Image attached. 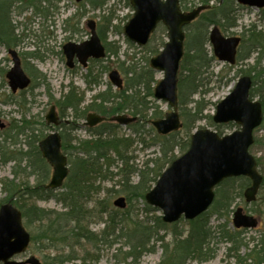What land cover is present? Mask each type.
Segmentation results:
<instances>
[{
  "label": "trees",
  "instance_id": "trees-1",
  "mask_svg": "<svg viewBox=\"0 0 264 264\" xmlns=\"http://www.w3.org/2000/svg\"><path fill=\"white\" fill-rule=\"evenodd\" d=\"M45 1L48 2V7L43 5ZM56 1L3 0L0 3V46L17 48L21 44V39L15 33L17 27L14 26L11 17L14 9H20L19 15H21L26 9L35 7L36 14L50 18L56 9ZM88 1L92 10L102 12L109 0ZM196 1L199 5H209L212 2V0ZM182 8L186 10L187 7L184 8L182 4ZM84 16L85 13H81L77 26H81ZM100 18L102 23L99 24L98 33L105 42L107 33L112 28L117 30V27L113 25L115 17L110 13L108 15L105 13ZM237 21L236 9L227 2L225 5L211 7L210 10L203 12L197 21L186 28L185 54L180 63L178 81L179 108L182 111L181 117L184 118L183 128L179 132L160 136L151 125V122L160 119L163 113L153 100L156 79L155 72L150 68L142 72L127 69L125 74L129 79L123 90H116L112 93L113 88L110 86L109 92L96 96L95 100L101 101L98 107L100 111L105 112V116L128 114L134 117L135 121L126 128L130 129L146 148H158L160 157L146 161L143 168L131 165L134 157L132 153H127L128 146L124 143L131 145L132 139L120 137L118 132L120 126L117 124L103 123L96 128H89V139H80L75 135L77 130L75 122L85 118L90 106L86 109L82 108L83 97L80 98L73 88L63 100L58 101L61 117L66 118L70 112L74 119V123L62 126L64 129L61 134L62 150L68 156L70 173L61 190L47 189L50 168L39 149V143L45 137V130L48 129L45 122H42V127L38 128L27 119V114H24L11 130V132L16 131L15 136L18 138V142L13 144L21 145L13 151L10 150L12 145L7 146L11 136L0 135V160L3 164L14 162L13 179L3 181L0 189L6 195L3 202L13 204L22 212L26 227L38 226L42 234L40 238L45 244L42 249H52L58 252L54 257H45L51 259L46 264H66L75 261L86 264L88 259L93 258L97 261L100 258L99 247L107 245L113 248L121 246L123 241L125 243L116 251L124 254V260L130 259L133 264H136L145 254L156 252L157 244L164 249L161 264H191L194 262L202 264L215 257L216 249L212 246L217 236L222 243L228 245V256L234 259L235 264H264V237L250 249L247 255H241L240 248L243 245H238L235 235H230L223 224L215 228L211 225L214 216L227 217L230 215L235 201L242 198L244 190L251 184L248 178H231L221 183L216 189L212 207L193 221L187 222L189 230L186 235L184 231L177 228L178 223L167 225L162 221L161 216L141 219L134 212L130 213L133 201H141L143 211L146 213L157 212L145 203V195L152 189L164 169L176 159L174 152L179 149L182 155L189 149L190 138L196 129L197 122L206 119L212 122L210 115L204 114L208 103L204 98L206 93L203 92L206 76L213 72L212 67L216 62L209 44V30L213 26H218L224 33H228L236 27ZM158 32L164 35L166 30L160 25L151 41ZM243 37L247 38L245 43L248 45L242 44L240 47L237 64L251 59L255 54L258 55V59L249 70L254 73L250 95L252 98L259 97L264 108V66L262 67L264 33L258 31L253 25ZM107 45L109 56L117 57L119 51H112L110 44ZM244 49L246 51L243 52ZM102 74L101 72L98 75L97 80ZM92 77L87 79L88 85L94 82ZM41 79L45 84V77L41 75ZM47 87L49 90V86ZM198 95L200 99H195ZM107 102L110 103L108 108L104 106ZM189 106L192 107L189 108ZM213 126L220 136L225 134L224 126ZM146 133H152V141L149 144L145 137L143 138ZM181 133L185 134L184 141ZM22 138L25 139V144H21ZM8 153L12 156L8 157ZM117 163L120 164V173L116 175L122 176L119 181L120 188L115 190L113 187L108 192L110 199L116 193L126 197L128 206L125 210H118L100 198L93 200L95 193L102 192L101 185L95 187L96 179L98 177H102L103 180L108 179V170ZM258 166H260L259 162ZM112 176L114 174L110 171V181H112ZM134 176L138 177V182L135 184L132 181ZM31 179L34 184H31ZM34 199L55 200L62 205L63 212L47 211L35 204H30L29 201ZM94 202L95 204L90 209V204ZM121 214L128 215L129 218H121ZM94 219L104 225L100 233H95L88 228L91 224L90 220ZM163 231H171L172 241H166L167 235L160 236ZM82 241L84 248L81 247ZM36 243L37 240L32 237L31 250ZM86 247L89 249L85 250ZM81 252L84 257L80 256Z\"/></svg>",
  "mask_w": 264,
  "mask_h": 264
},
{
  "label": "rangeland",
  "instance_id": "rangeland-1",
  "mask_svg": "<svg viewBox=\"0 0 264 264\" xmlns=\"http://www.w3.org/2000/svg\"><path fill=\"white\" fill-rule=\"evenodd\" d=\"M3 0H0V3ZM60 2L57 4L59 10L54 12V14L48 19L44 20L43 18L34 19L33 22V15L29 12H25L22 16H18V11L12 12L11 17L16 24H18L19 29L15 32L18 35V38L21 39L19 50L21 54L23 53H32L35 49H60V47L67 43V38L70 37L69 30L73 31L75 29V24L77 23L80 14L85 13L83 18V27L81 33L78 34V40L76 43H83L87 41L90 37V31L86 28V23L89 20H96L98 24L102 23L100 16L108 13L112 14L115 17L113 25L117 27L116 29H111L105 38V43L110 44L112 51H119L117 57L109 56L103 62L105 67H110V72L113 70H118L124 79L125 84L128 82L129 77L125 74L127 69H135L137 72L146 71L150 68V60L155 57L163 47V43L167 41V33H157L155 37L150 41V43L145 47H138L135 44L128 41V39L123 34V30H120L124 27V25L132 18L134 10L129 3V0H110L107 6L103 11L99 12L94 11L90 8L89 1L85 0L80 7L77 6L75 0H59ZM217 1H219L217 3ZM230 3L233 5V8L236 9L238 14V21L235 28L231 29L228 33H223L229 36H238L242 37L243 44L248 45L245 43L246 37H243L245 32H247L253 25L256 29L262 33H264V9H256V8H249L240 6L237 4L236 0H212L210 3L212 7H218V5H225L226 3ZM199 2L196 0H182V4L186 10H191L197 7ZM76 14V15H75ZM44 24V27L41 24ZM22 26V27H21ZM25 27V28H23ZM47 32L53 33V39L49 35L47 36V40L44 42L43 37L44 33ZM166 30V29H165ZM39 31V33H38ZM120 31V33H119ZM24 35H29V38H23ZM41 36V38H40ZM66 42V43H65ZM0 119L2 123L5 124L4 129H0V135H10L11 138L7 146H10V150H16L21 145H14L13 143L18 142V138L15 136V130L11 132L12 127L16 125L24 114H27V119L34 123V126L37 125L38 128L42 127V122H45V117L48 115L51 107L53 105L57 106V115L60 114V107L58 104L59 100H63L64 96L73 88L76 91V94L81 98L83 97V108L86 109L88 106V112L91 113H98L104 111H100L98 105H100V101H95V97L102 93H105L107 90L106 82L104 81V85L101 87L93 88L92 90H88L83 84L82 78L76 76L75 73H68L65 70V63L61 59L53 58H46L42 61H32L23 60V67L26 73L32 78V88L26 91L24 94H17L12 95L11 91L8 86V81L6 79V73L12 67V63L10 61V56L4 50L5 48H0ZM246 49L243 50V52ZM258 59V55L255 54L251 59L245 62H239L236 66L232 68L228 65H224L223 63L216 61L212 67V71L210 75L206 76L205 80V87L204 91L206 94L204 95L205 101L208 103L207 110L204 114L210 115L212 118V114L215 112L216 106L219 102H221L224 98L227 97L228 94L232 92L234 89L237 81L239 78L243 76H253L254 73L252 71L249 72L250 67L255 64L256 60ZM125 62V64H123ZM264 66V58L262 59V67ZM151 69V68H150ZM155 72V71H154ZM38 73L41 75H45L46 84H43L42 80L38 78ZM84 74V72H82ZM163 78L162 73L155 72V79L156 82ZM108 80V79H107ZM106 80V81H107ZM109 82V80H108ZM156 84V83H155ZM49 86V90L48 87ZM112 86L113 90L112 93H115L117 88H115L109 82V87ZM109 91V90H108ZM107 92V91H106ZM195 99H200V96H196ZM154 100V99H153ZM254 100L259 101V97H254ZM156 105L159 107V110L162 111L163 116L160 118H164L166 112H169V106L164 102L155 101ZM58 104V105H57ZM95 105V106H93ZM110 107V106H108ZM107 107V108H108ZM192 106H189L191 108ZM188 108V109H189ZM264 110V108H263ZM88 112L85 114H88ZM180 110V114H181ZM188 112V111H186ZM66 120L73 122L74 119L70 112H68V116ZM184 121V118H182ZM215 125L213 121L210 123V120H201L197 122L196 129H210L214 130ZM224 126V125H223ZM224 127V132L229 134L234 130H239V127L234 126H227ZM75 135L80 139H87L89 138V133L86 130V126L84 125V120H78L75 122ZM59 128H50L45 130V136L51 134L53 131H59L61 134L64 132V129ZM11 132V133H10ZM119 135L123 139H132L131 145L130 143H124L128 146L127 153H132L133 159L131 165H135L138 168H143L146 161L150 159H156L160 157V153L158 152V148H146V146L139 141L138 137L132 134L130 129H127L124 126H120ZM184 133H181L182 140L184 141ZM147 140L148 144L152 141V133H146L143 138ZM254 138L255 143L250 149V153L256 158L259 162L260 172L264 176V120L262 125L254 131ZM22 143L25 144V139L22 138ZM23 147V146H22ZM26 147V146H25ZM175 156H180V150L177 149L174 152ZM12 156L8 153L7 155ZM110 163V162H109ZM13 167L14 162H8L3 164L0 160V189L2 187V182L6 179H13ZM49 176H51L52 168L49 167ZM120 164H115L114 167L108 170V179L103 180L102 177H98L95 182V187L97 185H101L102 192L95 193L93 195V200L96 201L97 198L100 200H104L107 202L108 205H112L113 201H115L119 197H124L122 194H113L110 199V193L108 192L110 188L115 190L119 189V181L122 179L121 175H116L120 173L119 171ZM110 171L114 174L112 176V181H110L109 173ZM50 179V177H49ZM135 183L138 182V177L134 176L133 180ZM31 184H34V181L30 180ZM5 194L0 191V204L7 203L3 202L5 199ZM264 184L260 193L258 195V200L255 203H246L245 199L240 198L235 201L233 207L231 209L230 215L227 217H220L214 216L211 220V225L213 228L218 227L220 224L226 226V230L229 231L230 235H235L236 240L238 241V245H243L240 249L241 255H247L254 246L258 244V241L264 237ZM32 205H37L40 208H43L47 211H56V212H63L62 205L59 204L55 200H31L29 201ZM94 203L90 204V209ZM238 207H242L244 212L248 215H252L259 220V227L257 229H250V230H236L232 226V215L233 211ZM143 203L140 201L132 203V207L130 208V213L133 212L138 215L141 219L145 217H155L160 216L159 212H150L146 213L143 211ZM122 215V214H121ZM121 218H129L128 215H122ZM229 220L230 222H228ZM91 224H89L88 228L95 232L100 233L103 229V223L99 222V220L94 219L90 220ZM28 232L37 240L36 245L28 251V253L22 257L16 258L17 260H25L29 256H35L38 258L43 264L46 262H50V258L45 257H54L58 253L56 250L52 249H42V246L45 245L44 241L40 238L42 236L41 232L39 231L38 226H33L31 228L26 227ZM177 228L181 231H184V235H186L189 230V225L185 220L179 221L177 224ZM167 235L166 238L167 242L172 241L173 236L171 231L168 232H161L160 236ZM219 237L214 240V245L212 248L216 249V255L213 259L204 262L202 264H235L233 258L229 257L228 254V245L226 243H222L221 240L218 239ZM39 240V241H38ZM125 243L124 241L122 244ZM82 248L85 247L84 242L82 241ZM121 244V246H122ZM121 246H116L113 248L108 247L107 245H103L99 247L100 258L99 260L88 259L86 264H133V262L129 259L128 261L124 260V254L117 253L116 249ZM156 252L154 253H147L136 263V264H161L163 262L164 256V249L160 244L156 246ZM89 248L86 247L85 250ZM127 250V249H125ZM235 252V251H234ZM81 257H84L83 252L80 254ZM94 260V261H92ZM66 264H81L80 261L70 262ZM193 264V263H192Z\"/></svg>",
  "mask_w": 264,
  "mask_h": 264
},
{
  "label": "water",
  "instance_id": "water-1",
  "mask_svg": "<svg viewBox=\"0 0 264 264\" xmlns=\"http://www.w3.org/2000/svg\"><path fill=\"white\" fill-rule=\"evenodd\" d=\"M81 2L83 0H76ZM240 5L263 9L264 0H237ZM135 13L125 25L124 35L137 46H146L159 24L168 31V41L162 52L150 61L153 70L163 73L164 77L154 89V98L169 105L171 111L164 119L155 121L154 127L160 135H168L182 128L178 112V73L184 56V28L196 20L207 6H200L191 12H182L180 0H130ZM91 31L90 40L76 45L64 46L67 65L72 67L74 57L80 64L87 65L89 58L102 59L105 48L97 34L96 22L87 24ZM210 44L216 59L225 64L235 65L241 39L224 37L218 27L210 32ZM14 66L7 73L9 87L13 93L29 87L31 80L21 67L16 51H10ZM110 81L118 89L123 88V79L118 71H112ZM252 79L241 77L233 91L217 104L213 121L218 125L235 123L240 130L220 137L217 132L200 129L191 136L189 150L176 159L161 175L153 189L146 195V202L162 213L165 223H174L183 216L193 220L207 211L212 205L214 189L225 179L248 177L252 185L245 191L248 203L256 200L263 182L258 172L257 162L249 153L254 143V130L263 122V110L259 101L250 98ZM104 119L98 115L88 116V125L95 126ZM49 125H58L59 118L55 107L46 116ZM121 125L134 121L127 116L111 119ZM0 120V128H4ZM44 159L53 168L47 188L58 190L69 174L67 157L61 151V138L58 132L51 133L39 144ZM113 205L126 207L125 198L116 199ZM233 224L236 229H255L258 220L246 215L242 208L234 212ZM31 236L23 225L22 213L12 204L0 207V263L2 264H42L35 256L24 262L12 261L16 256L25 254L30 246Z\"/></svg>",
  "mask_w": 264,
  "mask_h": 264
},
{
  "label": "flooded vegetation",
  "instance_id": "flooded-vegetation-1",
  "mask_svg": "<svg viewBox=\"0 0 264 264\" xmlns=\"http://www.w3.org/2000/svg\"><path fill=\"white\" fill-rule=\"evenodd\" d=\"M43 4L45 6H47V7L49 5L47 1H45ZM31 9L33 11V9H35V7H32ZM54 10L56 11V9H54ZM75 25L76 26H75V29L73 31L69 30L70 37L66 39L67 43H76V41L78 40V34L81 33V28L78 27L77 24H75ZM52 34L53 33L47 34V32H45V35L43 37V41L45 42L47 40V36L48 35H49V37H51V40H52L53 39V35ZM66 44L62 45L60 47V49H35L34 52H32V53H23V54H21L20 51H19L21 49L17 48L15 50L18 52V55H19L20 60H21L22 67H23L24 58H27L26 60H32V61H42V60H44L46 58H50L51 56L53 58H56V59H58L60 57L59 59H61L63 61V63H65V70L68 73H70V74L75 73L76 76H78V77L81 76L80 78H82L85 75V77L82 78V81H83V84L85 85L86 88L93 89V88L101 87L102 85H104V81H105L106 84H107V86H106L107 90L106 91L109 92L108 90H109L110 87H109V82H108L107 79H108V74L110 72V67H105L103 65V63H104L103 61L104 60L89 59L88 62H87V66L83 67L82 65L79 64V62L77 61L76 57H74V60L72 62L73 66L72 67H68L67 66V62H66L67 59H66V56H65V53H64V46ZM4 50L10 56V54H9V50L10 49H4ZM10 61H11V58H10ZM23 69H24V67H23ZM82 72H84V74H82ZM101 72L103 74L101 75V78L99 80H97V77H98V75ZM28 77L32 81V78L29 75H28ZM89 77H92V81H94L90 85H88V83H87V81H88L87 79ZM38 78L41 79V74H39V73H38ZM98 81H99V83H98ZM106 91H105V93H107ZM102 94H104V93H102ZM82 106H83V104H82ZM104 106L108 107V106H110V103L107 102V103L104 104Z\"/></svg>",
  "mask_w": 264,
  "mask_h": 264
}]
</instances>
